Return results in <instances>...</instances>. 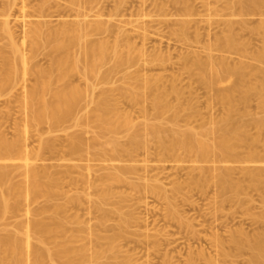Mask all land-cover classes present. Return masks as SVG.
I'll return each instance as SVG.
<instances>
[{"label": "rangeland", "instance_id": "obj_1", "mask_svg": "<svg viewBox=\"0 0 264 264\" xmlns=\"http://www.w3.org/2000/svg\"><path fill=\"white\" fill-rule=\"evenodd\" d=\"M0 1H1L0 2V9H2L1 7L5 6L4 1H6L5 3L6 4L8 3L9 6H10V4L12 5V6H10L11 7L10 13H12V14H10V16L8 18L10 19V21L14 20L13 22H10V24H11L10 26H12V30H14L13 32H15L14 33V35L16 36L15 40L17 39L16 41H20V42H18L19 44L21 43V40H22L21 37H23V30L26 29V27H27L26 25H23V23H25V21H29V20L30 21H32V20L33 21L34 20H41V21L46 20L47 21V20H49L50 23L48 21L47 22L50 24V26L56 27L57 26L56 22H57L58 18L59 19L61 17H62L61 19H67L68 18V20H70V18L73 19L74 13L72 15V10L74 11V9H76V7H77V6H75L76 4L75 5L72 4L73 0H69V1L68 0H63V1L62 0H48L49 6L51 8L48 6V8L46 9V12L48 13L49 17L46 16V17L36 18V17H32L30 12H32L33 9L36 8L35 6H37L41 1L28 0V3H27V1L24 0L27 3V5L25 3V6L23 8L25 10L24 13L27 15V17H25L26 15L23 16V18L25 20L24 21V20H21L22 15L19 14V12H18L19 7L22 4V3L20 4V2H22V1H20V0H12V1L11 0H0ZM51 1H53V2H51ZM56 1H58V3ZM80 1H83V0H80ZM88 1L90 3L92 2L90 5H93L92 6L93 9H95V10L100 9L98 13H100V11L103 12V13L101 12V15L104 14L106 16H110L116 12L118 13L120 10V12L118 13L120 17L117 16L118 14L117 15L114 14L115 17L114 16L106 17L103 15L102 19H103V21H105L104 19H107V18L110 19L111 18L110 20H113L115 23L120 24L119 25V27L121 26L120 28L123 27V29H126L125 31L130 30L129 31L130 33L124 31L126 34L129 33L127 35L124 34L123 30H121L122 31L121 33H123L124 35H126L128 37L130 35L129 39H131V40H129V41L131 42L132 46L135 44V47L133 48L134 50L132 49L133 53L131 54V55H133L132 57H135V59L133 58V60L131 62L133 64H131L129 62L127 64H130V65L125 64L122 66H114L115 64H114V62H112L114 58H111V60L108 59L111 62L110 66H109V63L107 65L106 62L101 64V66H98L99 74H97V75H99V76H97V77H99V78L96 77L95 78L96 80L93 79V81L95 80V83L97 81L96 86L97 85L98 86L97 87L95 86V89L93 90V94H91L89 92L90 90H87L85 92L86 80L84 79V77L81 76V73H79L77 71H75L77 73L72 72L73 75L70 73L69 76L65 79V81H63V80L59 79L57 70L54 67L55 66L54 65L53 66L54 68L52 69V76H53L52 77V80H53L52 81V89L61 88L63 84H65V83H67V81H69L68 83H71V84L73 83L78 87L83 86L81 89L84 90L83 96H82L83 98L82 97L80 98L81 101L79 100V102L77 103V105H76L77 108L75 107L73 114L70 117L62 119L63 121L61 120L56 125L51 124V123L48 124V122H43L44 124L41 123L43 125H40V123L27 125V123H25L26 122L25 121L26 115L24 114L25 110L22 109L24 107L21 106L23 104V100L21 103L19 101L21 99H23V96H21V95H23L22 93H24V90L26 89L25 84L31 85V83L34 82L33 78H31V80H29L30 77H32V76L26 75V78H27V76H29V77H28V79L24 78L23 81L20 78H19L20 80L18 79L19 81H22V83L24 84V86H23V84L21 83V86H19V88H21V91L23 90L22 87L23 88L25 87L23 92H20L19 91L20 89L18 90V88L15 89L16 88L15 86L19 83L13 84V85H15L14 86L15 88H13V89L11 87H9V90H6V87H5L4 88L5 91H4V89L0 90V93H1L0 94V136L4 135L3 137H6L9 140L11 138L12 139L18 138L19 140H22V144L24 143L25 145H21V149H22V152H24V153H26L28 151L27 153L31 157L30 158L31 165L33 164L31 167H34L37 170L43 169L45 171H48L47 173H49V174L53 173L52 177L54 176V178L59 181L58 188L55 189V193L52 195L53 197L50 198V200H49V198L47 200V198L44 199V197L39 196V197H37V199H35L33 201L26 199L28 202V205H26L27 203L25 202L26 201L25 199H24L25 204H23L22 203L23 201H21V205L22 204L25 205V207L22 205L23 206L22 208L23 209L27 208L28 212L26 213V211L23 212L22 210H20L22 212L17 213L19 218L14 217L16 219V221L21 219V218H25L24 214H27V216L30 214V215H32V217H34L35 212L37 213V211H38L37 209L43 208L44 206L48 207V209H49L48 213L46 212L45 214L50 215V213L52 214L54 212L55 205H58V206L60 205L61 211L59 210L60 212H59L58 216L64 221V223H65L64 228H65L66 233H68V235L71 234L72 231H73L72 234H74V229L76 227L77 228L80 227L83 230L85 229V231H84L85 233H84L83 230H81L80 228L79 229L76 228L78 231L80 230L79 233L81 236L83 234L84 235L82 236V238L79 239L80 241L78 240L81 243L77 242V240H76V243L74 241L72 244H73L74 248H76V249H78V248L79 249H83V248L87 249L85 251L86 252L85 255H87L85 257V259H87V260L83 259L84 261L81 263L82 260L79 259V261L78 260L74 261L73 264H188V262L190 260H191V262H193V259H194L193 264H211V263L212 264H251V261L253 259V253H252L250 246L247 245L245 248H244V246L241 248H237L236 246H234L235 245V243H234L235 237L237 239L241 235L245 236V237L241 236L239 239L247 238V240L250 242V245H251V243L254 244L257 241H261L263 243V249L260 253V258H259L257 263L264 264V218H263L264 217V184H263L264 179L262 181L263 183L261 182L259 185L254 186V185H252L250 180L248 181V179H250V178H248V176L246 174V172L249 171V169H250V171H252L251 169H253V171L256 170V172L261 173L262 177L264 178V158H263L264 157V154H263L264 153V103L261 102V98L259 99V97H260V95H258L259 93L258 92L256 93L253 91L249 95L250 97H248L246 102H241V103L238 102V104H236V108H237L236 111L237 112L235 111L234 116L232 115L231 121L232 122L236 121L235 122L236 125L240 124L241 127H243L242 129L246 130V132H247V138L246 139H248V140L246 141V143L243 146L241 145L242 147L240 146L236 149L237 151H235L233 157H231L227 160L223 159L224 161L220 160V158L215 159L216 156H210L211 158L209 157L210 159L208 158L207 159L208 161L207 160L206 161H200V160L198 161L193 154L188 155V154H186V152L183 153L182 150H178V149H177L178 153L181 155L182 159L185 162L182 161L179 154L177 155L176 150H175L174 154H169L166 156V154H168V153L165 151L164 152L161 151V149L159 150V148H158V147H160L159 144L152 138V136L149 135L150 133H149V129H148V126H150L154 123H157V122L161 123V126L164 130L165 137L169 138L167 136H169L170 133H172V129L174 131H182L183 129H186L187 126H188V128H190L192 126L191 129L199 131V129H201L202 126H203L202 129H204V127H205V129H209L208 127H210V128L213 126L215 127L216 124L219 125L222 122L220 120H222V115L225 114V106L222 105V103L219 100H217V98H215V95H216L217 90L220 87L223 90H224V88L227 89L231 85V82H229V81H233L234 77H232V78L229 77L226 80L222 81V83L213 84L211 87L208 85L202 84L200 82V80L198 79L199 76L196 74V71H192L194 69L191 67L193 65L192 63L195 61L194 59H196L197 57L200 59H206L205 57H207V55L208 56L211 55V57H213L212 58L213 62L214 61L218 62L219 58L221 57V59L224 58V61H227L230 65H234L237 63H243V65L245 64L244 65V68H245L244 73H245L246 78L245 77L244 78L246 79V82L249 83V81H251V83H253V85H255V86H257V85L261 86L262 85V87L264 88V86H263L264 85V79L262 78V77H264V74H262L264 72V60L262 59L259 61L258 59H255L256 57H254V53H256V51H259L260 49H262L264 47V46H262V45H264L263 44L264 43V31H263L264 30V0L263 1L262 0L256 1L255 7L250 6L251 8L253 7L252 10L249 6H247V5H249V0H217V1L216 0H191V1L189 0V2L187 0L186 5H183V6H185V7H183L185 9L182 8V6H181L182 4H180L181 2H177V1L175 2L173 0H172V2H171V0H162V2H161V0H143V1L142 0H97V2H96V0L95 1L84 0L83 1L84 3L81 2L82 5L85 4V2H86L85 6L86 7L88 6V7L84 8V10H83V7L81 9H82V11H85V9H86L87 12H90L89 14H91L90 15V18H91V16L94 14V12H92V10L88 11L89 7H90ZM155 1H156V3H155ZM240 1H242L244 3L240 2ZM159 2H161V3H159ZM192 2L194 3V5H193L194 7H192L193 9L190 7ZM77 3H79V0ZM87 3H88V5H87ZM149 3H151V4H149ZM175 3H177V5ZM57 4L58 5L60 4V5L58 6ZM121 4H122V7H121ZM154 4H155V6H154ZM158 4L160 7L157 6ZM240 4H242V5L240 6ZM243 4L246 5L245 7H247V12H245V13L243 12L245 10V9H243V6H244ZM115 5H117V7H115ZM187 5H189V10L191 9L190 13H188L189 11L187 10L188 9ZM15 6L17 8H15ZM196 6L198 9L196 8ZM203 6H205V7H203ZM256 6H258V9ZM157 7H159V9ZM176 8H178V9L182 8V10L179 9L180 11H182V13L179 14L178 9H176ZM212 8H213V10H211ZM215 8L216 9L218 8V9L216 10ZM223 8H225V9H223ZM234 8H235V10H234ZM55 9H57V11ZM253 9H256V10H253ZM69 10H70L71 14H66V13H70ZM112 10L113 11L115 10V11L112 12ZM176 10L178 12L175 13ZM183 10L186 11L189 15H187V13L186 14L183 13ZM157 11H158V14H157ZM161 11L164 13L161 14ZM166 11L168 12V14L170 16L167 15ZM58 12L61 15H63L64 17L63 16L59 17ZM110 12H112V13H110ZM195 12H197L201 16ZM205 12H206V14H205ZM27 13H29L31 16H28L29 14H27ZM95 13H97V12H95ZM108 13L110 15H107ZM145 13H147L146 16H145ZM240 13H241V15H240ZM153 15H155V16H153ZM205 15H207L208 18L205 17ZM171 16H173V17H171ZM195 16H197V17H195ZM118 17H119V19H118ZM179 17L181 19H183V18L184 19L180 20ZM190 17H192V18H190ZM1 18L2 17L0 15V19ZM99 18H101V17H99ZM165 18H167V19H165ZM188 18H190L191 21ZM200 18L202 21L200 20ZM228 18H229V20H228ZM171 19H173V22H170V21H172ZM221 19H222V21H221ZM232 19L234 21H237V20L238 21L234 22ZM242 19H245V20H242ZM118 20H120L121 22L119 23ZM153 20H154V22H153ZM175 20H176V23L174 22ZM184 20H186L185 22L187 23V25L185 23V25H186L185 31L180 29V26H181L180 23ZM188 20L190 21L189 23H191L192 25L188 23ZM136 21H138V22H136ZM162 21H163V23L161 24ZM216 21L218 22L217 24H216ZM223 21H225L226 23L228 21H230V23L234 22V25L237 26L236 28H234L233 24L231 26L232 34H233V32L237 31L236 33L233 34V37L236 40H238L237 41L238 45L236 47L237 49L234 48V50H233V48L231 49L230 47L224 46L225 43L223 40H225L226 36L229 35L230 33L228 32V29L226 28L227 24L225 22H224L225 23L224 24ZM123 22H124V25H123ZM168 22H170L172 24L175 23V25H172ZM197 22H198V25H197ZM130 23L133 24V26ZM166 23H168V24H166ZM261 23H263V25ZM136 24H139V25H136ZM214 24H216L218 26H216ZM168 25L169 26L172 25L171 26L172 28L169 27ZM201 25H203V26H201ZM212 25H214L216 28L218 27L217 29L214 28L216 31H214V29L212 30V28L214 27ZM260 25H262V26H260ZM24 26H26V27H24ZM136 26H138V27H136ZM143 26L147 27V28H144ZM150 26L152 29L150 28ZM190 26L191 27L193 26L195 28H193V27L191 28ZM206 26H207V28H206ZM117 27H118V25L116 26V28ZM134 27L138 28V29H136V31H135ZM168 28H169V30H168ZM187 28H189L190 30L188 29V31H187ZM232 28H234V29H232ZM252 28H254V29L252 30ZM171 29L174 31H172ZM219 29L222 30V31L220 30V33L223 32L222 33L223 35L218 33ZM116 30L117 31H115V32L117 34L120 30H118V28ZM158 30H159V32H158ZM175 30L177 33L175 32ZM223 30H225V31H223ZM132 32H135L136 34L132 33ZM138 32H141V33H138ZM184 32H186L185 33L186 35L183 34ZM199 32H202V33H199ZM215 32L217 33V35ZM259 32H260V34H259ZM137 33L142 34V36H144V35L145 36L141 37V35H138ZM203 33H205V34H203ZM118 34H120V32ZM131 34H132V36H131ZM212 34L214 37L212 36ZM248 34H250V36ZM251 34H253V35H251ZM178 35H179V37H178ZM180 35H182V36H180ZM187 35L191 38V40H189L190 38ZM197 35L198 36L203 35L204 38L200 37L198 39ZM209 35H211L212 37ZM221 35H222V37H221ZM112 36H114V35H111V36H109V38H107V37L106 38L108 40L112 41V39H113ZM120 36H122V35H120ZM126 36H124V37L126 38ZM219 36L221 37V39L219 38V40L221 41L220 45L217 42V38ZM135 37H136V39H135ZM184 37H186V38L183 39ZM208 37L209 38L211 37V38L209 39ZM240 38H241V40H240ZM3 39H4V37H2V39L0 38V46H2L3 44L6 45V39H4V40ZM211 39H213L212 43H211ZM244 40L245 41L247 40V41L245 42ZM242 41H244V43H242ZM210 43L212 44V46L214 45V48L216 47V49H213V47L211 46ZM214 43L218 44L219 46L217 47ZM183 44H186V45H183ZM195 44H197V45H195ZM206 44H208L209 46L207 47ZM244 44H247V45L244 46ZM209 47H210V50H208ZM219 47L221 48L220 50H218ZM246 47H247V49H246ZM72 48H73V50H72ZM72 48H71L70 52L72 51V54H75L77 51L75 46ZM195 48H196V50H195ZM205 48H207V49H205ZM41 50H40V52H42L41 54L48 52V49H43L42 51ZM254 50H256V51L254 52ZM136 51H138V52H136ZM184 51L187 53H185ZM243 51H245V52H243ZM40 52H39V54H40ZM39 54H38L39 58L37 57V59H39V61H37L36 58L34 59V61L36 60L37 63L45 66L47 64L46 62H48L47 59L49 60V57L47 59L46 58L44 59V56H42L41 54L39 56ZM50 55H51L50 59H52L53 61H54V58L57 57V56H55L57 54L52 53V52H50ZM198 55H200V56H198ZM201 55H204L205 57H203ZM136 56H139V57L141 56V57L139 58ZM166 56H167V58H165ZM201 57H203V58H201ZM147 58L148 59L150 58V60H148ZM158 58H159V60H158ZM136 59H138V60L136 61ZM166 60H167V62H166ZM191 60H193V61H191ZM148 61H149V63H148ZM43 62L45 63V65ZM159 62H161V63L159 64ZM49 63H50V60H49ZM161 64H163V65H161ZM82 66H83V64L81 65V67ZM111 66H113L117 71L115 69H113V67H111ZM81 67H80V70L82 71ZM99 67H101L100 70H99ZM104 67L106 69L107 74H108V72H107L108 68L110 67L109 70H110L111 75L108 74V79L103 78V81H102L101 76H103V73H105ZM189 67H191V70ZM101 69H104V72H102ZM248 70H250L251 72ZM209 72H208V74H209ZM210 75H212V74L210 73ZM76 77H77V79H76ZM152 77L153 78H159V80H158L159 83L157 82V84H159L160 88H162V89L166 88L165 89L166 90L165 97H167L166 101L169 100V103L168 102L167 103L169 104V106H171V107H168L167 109L170 108L171 111L166 109V111H164L165 113L160 112L161 114H159L155 111L153 105L151 104V101H150L151 99H150V95L148 94L149 93L148 89L145 88V84L143 86V83H144L145 79H150V78L152 79ZM247 77H248V80H247ZM141 78H143V79H141ZM169 78L171 81L169 80ZM261 78H262V80H261ZM25 79L27 80V82ZM88 79H89V81L87 80V82H90V80H92L90 77H88ZM228 79H230V80H228ZM173 80H174V82H173ZM30 81H32V82H30ZM16 82H18V81H16ZM172 86H175L177 88V90L178 89L181 90L180 91L181 93L178 92V94H176L179 99L181 98L180 100L177 99V97H175L174 92L172 94V91L170 90L171 89L170 87H172ZM53 87H55V88H53ZM132 87L133 88L135 87L134 90H138V91H140V93L142 92V94H143V95L140 94V96H139L140 98L138 97V99H135L136 101L134 99H132L130 97V95L128 94V90L132 89ZM10 88H11V90H10ZM7 89H8V87H7ZM121 90L123 93L121 92ZM103 91L107 95L110 96L111 101L109 99H108V101L111 103L110 104L108 103V104L110 105V107H112V109L113 108L116 109V110H114V109L113 110L115 112H117V117H118L117 120H119V119L121 120L122 117H124L123 114H125V117L129 119V121L132 125V128H131V125H129L130 127L128 126L127 128H126V126L123 125V126L117 127V130L115 129L112 132L109 130H103L104 132L102 133V131L98 130V128L95 126L96 124L94 122L92 123L91 114H93V112L96 111V109H97L96 108V106H97L96 100L99 97L100 93H104ZM19 92H20V95H19ZM88 92L90 95L87 94ZM169 93H170V95H169ZM84 94H85V96H84ZM86 95H88V96H86ZM92 95H94L93 101L91 99ZM19 96L21 98H19ZM238 96L240 97L239 94L238 95L235 94L236 98H239ZM8 97L9 98L11 97V98L9 99ZM90 99H91V101H90ZM16 103L19 104V106ZM177 103H178V105H177ZM180 104H182V106H179ZM184 104H185V106H184ZM178 107H180V108L184 107V109L182 108L181 109L182 111L180 110V108L177 110ZM22 110H24L23 111L24 113L22 112ZM189 111H191L192 113H190ZM196 111L199 112V114ZM115 112H114V114H115ZM172 112H174L177 117ZM22 114L25 116H23ZM114 114L111 115L112 118L113 117L116 118V116H114ZM160 115H162V116L160 117ZM180 115H181V117H180ZM173 116H174V118H173ZM241 117H243V118H241ZM80 118H81V120H80ZM172 118H173V120H171ZM78 120H79V122H78ZM174 120H176V121H174ZM260 120H262V121H260ZM24 123L27 126H25ZM19 124L20 125L22 124V126H20ZM223 124H224V122H223ZM256 125H257V127H256ZM28 126H30V127H28ZM259 127H261V128H259ZM41 128L43 129V131L44 130L45 131L43 132ZM170 129H171V131H170ZM115 131L117 133L112 134ZM135 131L138 133L139 138L141 139L140 140L141 141L140 148H138L139 145L136 148L133 146L132 147L130 146V141H129L130 136H131V133H134ZM74 136H75V138L77 136L80 137V139H81L80 141L83 142V144H81L82 146H80L81 150L77 151L78 155L76 152H69V149H70L69 145L71 144L70 141L72 139H74V138H72ZM140 136H143V139L144 138L145 139L142 140V137H140ZM22 137H23V139H22ZM109 137H110V139L113 138L114 140L117 141V143H119L118 149L120 146L124 147V148L122 147L123 152L121 151V149H120V151L118 150L119 152H115V150L111 151L113 148H111V145H109V141H110V139H108ZM43 139H47V140L51 141V143L53 144L51 150L45 149L46 150L45 151L43 149L44 150V151L42 150L43 152L41 151V149L39 150L40 141H38V140L43 141ZM77 139H79V138H77ZM107 139H108V141H106ZM258 139L260 142L258 141ZM248 141H249V143H248ZM247 143H248V145H247ZM252 145L253 146L255 145L257 148L255 146L253 147ZM22 146H24V147L22 148ZM156 146H158V147H156ZM247 146H249V148ZM26 147H28V148H26ZM129 147H130V149H129ZM107 148H109L110 151H109V149L107 150ZM25 149H27V151ZM36 149L38 150L37 152L40 151L41 153L39 152L40 153L39 154V153L35 152ZM89 149H90V151H89ZM125 149L127 151H125ZM52 150H54V151H52ZM247 150L248 151L253 150L257 153V155L259 154L257 156V159L254 160L255 162L248 160V154H246V153H248ZM100 151L103 154H101ZM106 151H108V152L106 153ZM124 151H125V153H124ZM155 151H157V155L155 154L156 153ZM127 152H128V154H127ZM241 152H243V153H241ZM34 153H36V156L34 155ZM96 153H97V155H96ZM175 153L177 155L176 156L177 159L175 157ZM37 154H38V156H37ZM117 154H118V157H117ZM121 154L122 155L124 154V155L122 156ZM33 155H34V157H33ZM93 155H94V157L95 156H97V157L93 158ZM129 155L131 156L130 158H132V159L129 158ZM184 155H187V156H185V158H184ZM67 156H68V158H67ZM168 156H170V157H168ZM37 157L38 158L40 157V158L38 159ZM82 157H85V158H82ZM191 157H192V159H191ZM242 157H244V158H242ZM124 158H125V160H124ZM136 158H139V159H136ZM167 158H169V159L167 160ZM117 159H119V160H117ZM174 159H175V161H174ZM186 159H188L189 162L186 161ZM0 161L2 163L5 162L2 160H0ZM243 161H247V162H243ZM9 162L10 161H6L5 164H7V165L9 164L10 166L8 165L7 167L5 166V168H4L6 171L8 169L9 176H11V177H9V179H10L9 182L13 186H20V187L24 186L25 184L22 182L25 181V171L26 170L24 169V167H21V166L18 167L16 165L17 164L16 161L10 162V163H14V165H12V166ZM0 165H1V163H0ZM85 165H86V167H85ZM16 166L19 169L16 168ZM171 166L173 167V169ZM200 166H202V167H200ZM68 167H69L70 171L68 170ZM79 167H80V169H79ZM103 167H105V168H103ZM121 167L123 169H125L127 172V173L126 172L122 173V175L124 174L122 181H114V180H110V179L107 180L105 178L106 176H108L110 174V171H112V172L118 171L117 169L118 168L120 169ZM126 167L127 168L129 167V168L126 169ZM165 167H167V168H165ZM64 168L66 170H68L69 172L66 171ZM129 169L130 170L132 169V170L129 171ZM226 169L229 171V174L231 175L230 176L231 179H234L235 181H239V183L241 182V188L239 190L240 192H237L238 194H236V195L234 193L232 194L231 192H229L227 190L225 191V190L219 189L217 182H215V180H217L216 177H217L218 173L221 171H224ZM125 170H123V171H125ZM209 170L210 171L212 170L211 171L212 173ZM201 172L204 174L202 175ZM205 173H206V175H205ZM91 175L93 177H91ZM187 175H189V176H187ZM136 176H138V177H136ZM190 177H192L193 180L195 178V180H199V182L201 181L202 184L199 185V182H198V184H197V182H195V185H194V183L192 184L191 182L193 180H192V178L190 179ZM84 178H85V180H84ZM127 179H129V180H127ZM201 179H203V180H201ZM11 180H12V182H11ZM69 180H71V181L69 182ZM139 180H141V183ZM76 181H77V183H76ZM127 181L131 182V184L128 183ZM183 181H186V182H183ZM188 181H191V182H188ZM187 182H188V184H190V189L188 187L189 185L187 184ZM143 183L144 184L146 183L145 187L143 186L144 185ZM22 184H24V185H22ZM92 184H93V186H92ZM133 184H135V185H133ZM136 185H138V186H136ZM155 185H157V187ZM174 185H176V187L179 186V188L174 189L172 187ZM134 186H136V187H134ZM161 186H162V188H161ZM151 187H153V189H151ZM154 187L156 188V190ZM204 188H206V189H204ZM98 189L102 190V191L108 189L111 193L109 196V199H106L105 201L100 203L102 200L100 197L101 196L100 194L102 191H99ZM218 190H219V192H218ZM243 190H245V191H243ZM136 191H138V192H136ZM162 191H164V193ZM154 192L156 193V195L154 194ZM98 195H100V196H98ZM234 195H235V197H234ZM67 196H69V197H67ZM172 196H173L174 200L171 199ZM168 197H169L170 201L168 200ZM66 198H68V199H66ZM96 199L99 200V203ZM171 200H172V202H171ZM12 201L13 200H11L10 202H12ZM67 201H68V204H67ZM95 201H97V202H95ZM74 203L76 206H74ZM66 204H67V206H66ZM168 204L170 207L168 206ZM102 207H104L103 209H105V210H103V212H102ZM20 208H21V206H20ZM1 211H3V210H0V212ZM1 213L6 217L0 218V228H3V229L5 228L6 231H7L6 228H8L9 230H13L14 229L13 225L15 224L14 223L15 219L13 220L14 222L13 221L11 222V220L13 218H11V219L9 218V214H10L9 212H6L5 214H4V212H1ZM19 213L23 217L19 216ZM106 213L109 215L108 217H107ZM103 214L105 216L104 218L102 217ZM30 215L28 217H31ZM27 216L25 219H29V218H27ZM73 216H74V218H73ZM125 217H127V218H125ZM8 219H10V220H8ZM4 220H7V221H4ZM103 220H104V222H103ZM262 220H263V222H262ZM20 221L22 222L23 220H19V222ZM7 222H9L10 225H8L9 223H7ZM19 222H17V223H19ZM76 222H77V224H76ZM101 224H103V225H101ZM6 225L8 227H6ZM53 226H57V224H53ZM3 229L0 230V234H3L2 233V232H4ZM70 229H72V230L70 231ZM76 229H75V232L77 231ZM81 232H83V233H81ZM72 234L70 235V238L72 237ZM235 234L236 235L238 234V235L236 236ZM249 235H251V236H249ZM66 237H68L67 234H66ZM106 237H107V240H108V237L112 238V240H113L112 246H110L108 244ZM232 237H234V239ZM100 238H103V239H100ZM98 240H100V241H98ZM244 241L246 242L245 239H244ZM33 243H35V245L37 243L38 244L37 246L40 245V243H38L35 240L33 241ZM108 245L111 248H108ZM97 250L99 251L100 257L98 255L99 258L96 257L97 258V260H96L94 257V252ZM211 260H212V262H211ZM209 262H211V263H209ZM47 263H50V262H47ZM257 263H255V264H257ZM28 264H32V262H29ZM50 264H54V263L51 262Z\"/></svg>", "mask_w": 264, "mask_h": 264}, {"label": "bare ground", "instance_id": "obj_2", "mask_svg": "<svg viewBox=\"0 0 264 264\" xmlns=\"http://www.w3.org/2000/svg\"><path fill=\"white\" fill-rule=\"evenodd\" d=\"M12 1V0H11ZM22 2H20V7H19V14L22 15V18L23 16H25L26 14L24 13L25 10L23 9L24 6H25V1L24 0H20ZM24 1V2H23ZM27 3H28V0H26ZM38 1H41L37 6H35L36 8L33 9L32 12H30V14L32 15V17H46L48 16V13L46 12V9L48 8L49 6V2L48 0H38ZM63 1V0H62ZM69 1V0H68ZM84 1V0H83ZM83 1H80L79 0V3L78 0L76 1H72V4L77 6L76 9H74V11L72 10V15L74 13V18L70 20L67 19H61L63 15H61L59 12V17H61L59 20L57 19V26L56 27H51L50 26V22L49 20H32V21H25L24 18L21 20H24L25 23H23V25H26L24 27H26V29L23 30V37L22 40H21V43L19 44L18 42L20 41H16L15 40V35L13 32L14 30H12V26H10V22H13V21H10V19L8 18L10 16V6H12L10 4L5 3L6 1H4V5L3 7H1L2 9H0V15H1V19H0V38L2 39V37H4V39H6V45L3 44L2 46H0V90L1 89H4L6 87V90H9V87H11L12 89L15 88L20 91V92H23L24 88L26 87V89L24 90V93H22L23 95V99H21L19 102L21 103L22 100H23V104L21 105L22 109L25 110V113L23 112L24 110H22V112L26 115V122L27 125L28 124H38L40 123V125H43L44 123L43 122H48V124H57L58 122H60L62 119L64 118H67V117H70L72 114H73V111L75 110V107L77 108V103L79 102L80 98L83 96V92L84 90L81 89L82 87H78L76 86L75 84H71V83H68L69 81H67V83L63 84L61 88H56V89H52V69L55 67L56 70H57V73H58V76H59V79L65 81V79L69 76V74L72 72L74 73L75 71L81 73V76L84 77V79L86 80V89H85V92L87 90H90L89 92L91 94H93V90L95 89V86H96V83H95V78L99 75V71H98V66H101V64L103 63H109V66L111 65L110 63V60L111 58H114L112 62H114V66H122V65H130V64H127V63H131L133 58L135 59V57H132L133 55H131L133 53V48L135 47V44L132 46L131 42L129 40V37L126 36L127 34H129L130 30L129 31H125L126 29H123L119 27L120 24H117L115 23L113 20H110L109 18L107 19H104L105 21H103L102 19V16L104 14L101 15V12H99L100 9H93V5H90L91 3L89 2V10L88 11H91L94 12V14L91 16L90 18V15L89 14L90 12H87V10L85 9V11H82V7H83V10L84 8H87L85 5H86V2L85 4L82 5V3H84ZM91 1H95V0H91ZM143 1V0H142ZM173 1H177V2H181L180 4H182V8L185 7L183 5H186V1L187 0H173ZM191 1V0H190ZM217 1V0H216ZM256 1L258 0H249V5L247 6H253L255 7V4H256ZM263 1V0H262ZM1 2V1H0ZM53 2V1H51ZM58 3V1H56ZM82 2V3H81ZM97 2V0H96ZM151 2V1H150ZM162 2V0H161ZM159 2V3H161ZM172 2V0H171ZM185 4H184V3ZM189 2V0H188ZM202 2V1H201ZM209 2V1H208ZM211 2V1H210ZM242 2V1H240ZM11 3V2H10ZM26 3V5H27ZM62 3V2H61ZM81 3V4H80ZM121 3V2H120ZM144 3V2H143ZM156 3V1H155ZM158 3V2H157ZM167 3V2H166ZM199 3V2H198ZM244 3V2H242ZM258 3V2H257ZM30 4V3H29ZM51 4V3H50ZM119 4V3H118ZM117 4V5H118ZM142 4V3H141ZM151 4V3H149ZM177 5V3H175ZM174 4V5H175ZM201 4V3H200ZM217 4V3H216ZM215 4V5H216ZM53 5V4H52ZM58 5V4H57ZM60 5V4H59ZM58 5V6H59ZM88 5V3H87ZM117 5H115V7H117ZM120 5V4H119ZM163 5V4H162ZM172 5V4H171ZM194 3L192 2V4L190 5V7H194L193 6ZM242 4H240L241 6ZM244 5V4H243ZM260 5V4H259ZM258 5V6H259ZM67 6V5H66ZM155 6V4H154ZM159 6V4L157 5ZM167 6V5H166ZM188 6V7H187ZM186 8L190 13V10H189V5H187ZM246 5L243 6V9H245L243 12H247V7H245ZM258 6L257 9H258ZM50 7V6H49ZM54 7V6H53ZM69 7V6H68ZM121 7H122V4H121ZM160 7V6H159ZM159 7H157L159 9ZM163 7V6H162ZM169 7V6H168ZM202 7V6H201ZM205 7V6H203ZM233 7V6H232ZM252 7V8H253ZM15 8H17L15 6ZM33 8V7H32ZM51 8V7H50ZM59 8V7H58ZM64 8V7H63ZM70 8V7H69ZM182 8H179L182 10ZM197 8V6H196ZM220 8V7H219ZM239 8V7H238ZM241 8V7H240ZM251 8V7H250ZM251 8V10H252ZM81 9V10H80ZM178 9V8H176ZM179 11V14L182 13V11ZM185 9V8H183ZM193 9V8H192ZM198 9V8H197ZM202 9V8H201ZM216 9V8H215ZM218 9V8H217ZM216 9V10H217ZM225 9V8H223ZM227 9V8H226ZM249 9V8H248ZM24 10V11H23ZM57 11V9H55ZM95 10V11H94ZM117 10V9H116ZM147 10V9H146ZM166 10V9H165ZM172 10V9H171ZM174 10V9H173ZM200 10V9H199ZM213 10V8L211 9ZM233 10V9H232ZM235 10V8H234ZM250 10V9H249ZM253 10H256V9H253ZM13 11V10H12ZM115 11V10H114ZM112 10V12H114ZM118 11V10H117ZM156 11V10H155ZM159 11V10H158ZM158 11H157V14H158ZM168 11V10H167ZM166 11V12H167ZM177 10L175 11L178 12ZM194 11V10H193ZM203 11V10H202ZM205 11V10H204ZM237 11V10H236ZM242 11V10H241ZM70 12V10H69ZM97 12V13H95ZM110 12V13H112ZM120 12V10H119ZM118 12V13H119ZM153 12V11H152ZM165 12V13H166ZM173 12V11H172ZM192 12V11H191ZM198 12V11H197ZM195 12V13H197ZM207 12V11H206ZM205 12V14H206ZM231 12V11H230ZM238 12V11H237ZM253 12V11H252ZM256 12V11H255ZM57 13V14H58ZM103 13V12H102ZM117 12L114 13V14H118ZM155 13V12H154ZM164 12L161 11V14H163ZM170 13V12H169ZM183 13H187L186 11L183 10ZM187 13V15H189ZM202 13V12H201ZM210 13V12H209ZM214 13V12H213ZM212 13V14H213ZM232 13V12H231ZM243 13V14H244ZM29 14V13H27ZM28 15V16H31V15ZM52 14V13H51ZM50 14V15H51ZM64 14V13H63ZM66 14H71L70 13H66ZM65 14V15H66ZM114 14L110 15L109 13L107 15H110L111 17L114 16ZM122 14V13H121ZM153 14V13H152ZM178 14V15H179ZM194 14V13H193ZM198 14V13H197ZM204 14V13H203ZM211 14V15H212ZM219 14V13H218ZM249 14V13H248ZM253 14V13H252ZM20 15V16H21ZM53 15V14H52ZM56 15V14H55ZM138 15V14H137ZM141 15V14H140ZM147 15V13H145V16ZM167 15L168 12H167ZM200 15V14H198ZM241 15V13H240ZM246 15V14H245ZM57 16V17H58ZM72 16V17H73ZM106 16V15H104ZM110 16H106V17H110ZM119 16V14L117 15ZM122 16V15H121ZM155 16V15H153ZM170 16V15H169ZM182 16V15H181ZM201 16V15H200ZM218 16V15H217ZM230 16V15H229ZM234 16V15H233ZM244 16V15H243ZM249 16V15H248ZM14 17V16H13ZM27 17V15L25 16ZM49 17V16H48ZM56 17V16H55ZM64 17V16H63ZM66 17V16H65ZM93 17V18H92ZM101 17V18H99ZM105 17V18H106ZM115 17V16H114ZM120 17V16H119ZM118 17V19H119ZM164 17V16H163ZM173 17V16H171ZM176 17V16H175ZM197 17V16H195ZM205 17L208 18L207 15H205ZM210 17V16H209ZM19 18V17H18ZM180 18V17H179ZM187 18V17H186ZM192 18V17H190ZM188 18L190 21L191 19ZM246 18V17H245ZM13 19V18H12ZM109 19V20H108ZM160 19V18H159ZM163 19V18H162ZM161 19V20H162ZM167 19V18H165ZM174 19V18H173ZM173 19H171L172 21L170 22H173ZM184 19V18H183ZM180 18V20H183ZM259 19V18H258ZM121 20V19H120ZM119 21V23L122 21ZM178 20V19H177ZM188 20V23L190 22ZM195 20V19H194ZM201 20V18H200ZM229 20V18H228ZM233 20V19H232ZM242 20H245V19H242ZM251 20V19H250ZM23 21V22H24ZM112 21V22H111ZM131 21V20H130ZM134 21V20H133ZM132 21V22H133ZM179 21V20H178ZM186 20L184 21H180L181 23V26H180V29L184 30L185 31V26L187 25V23L185 22ZM202 21V20H201ZM209 21V20H208ZM222 21V19H221ZM234 21V20H233ZM238 21V20H237ZM237 21H234V22H237ZM240 21V20H239ZM17 22V21H16ZM126 22V21H125ZM138 22V21H136ZM148 22V21H147ZM154 22V20H153ZM157 22V21H156ZM166 22V21H165ZM168 22V23H170ZM176 23V20L174 21ZM220 22V21H219ZM225 21H223L224 23ZM234 22L233 23H230V21H228L226 24V28L228 29V32L230 33L229 35L226 36L224 43L225 45L224 46H227V47H230L231 49L234 48L237 49V45H238V40H236L234 37H233V34L236 33V32H231V26L232 24L234 25ZM259 22V21H258ZM152 23V22H151ZM163 23V21L161 22V24ZM166 23V24H168ZM172 24V25H175ZM186 23V25H185ZM196 23V22H195ZM206 23V22H205ZM218 22L216 21V24ZM224 23V24H225ZM131 24V23H130ZM135 24V23H134ZM141 24V23H140ZM149 24V23H148ZM191 24V23H189ZM207 24V23H206ZM214 24V25H216ZM241 24V23H240ZM263 25V23H261ZM118 25V30H120V34H116L115 31H117L116 29V26ZM123 25H124V22H123ZM133 26V24H131ZM136 25H139V24H136ZM172 25H168L169 27H171ZM192 25V24H191ZM197 25H198V22H197ZM196 25V26H197ZM204 25V24H203ZM201 25V26H203ZM212 25V26H214ZM223 25V24H222ZM244 25V24H243ZM242 25V26H243ZM260 25V26H262ZM147 26V25H146ZM194 26V25H193ZM192 26V27H193ZM218 26V25H216ZM220 26V25H219ZM138 27V26H136ZM142 27V26H141ZM144 27V26H143ZM148 27V26H147ZM147 27H144V28H147ZM166 27V26H165ZM179 27V26H178ZM191 27V26H190ZM191 27V28H192ZM198 27V26H197ZM225 27V26H224ZM237 26L234 25V28H236ZM240 27V26H239ZM257 27V26H256ZM128 28V27H127ZM131 28V27H130ZM135 28V27H134ZM149 28V27H148ZM151 28V26H150ZM163 28V27H162ZM161 28V29H162ZM172 28V27H171ZM195 28V27H193ZM200 28V27H199ZM207 28V26H206ZM209 28V27H208ZM217 29L215 26L212 28L213 29ZM232 28V29H234ZM248 28V27H247ZM136 29L138 28H135L134 30L136 31ZM141 29V28H140ZM152 29V28H151ZM158 29V28H157ZM156 29V30H157ZM178 29V28H177ZM189 28H187V31H188ZM197 29V28H196ZM203 29V28H202ZM201 29V30H202ZM214 29V31H216ZM222 29V28H221ZM218 31V33H220V30ZM240 29V28H239ZM243 29V28H242ZM245 29V28H244ZM254 28H252L253 30ZM123 30V32H129V33H125L126 35H124L123 33H121ZM128 30V29H127ZM133 30V29H132ZM131 30V31H132ZM146 30V29H145ZM164 30V29H163ZM169 30V28H168ZM172 30V29H171ZM179 30V29H178ZM190 30V29H189ZM195 30V29H194ZM200 30V29H199ZM205 30V29H204ZM207 30V29H206ZM241 30V29H240ZM251 30V31H252ZM259 30V29H258ZM143 31V30H142ZM147 31V30H146ZM174 31V30H172ZM203 31V30H202ZM213 31V32H214ZM222 31V30H221ZM225 31V30H223ZM250 31V32H251ZM264 31V30H263ZM144 32V31H143ZM153 32V31H152ZM159 32V30H158ZM167 32V31H166ZM176 32V30H175ZM180 32V31H179ZM195 32V31H194ZM210 32V31H209ZM132 33H135V32H132ZM138 33H141V32H138ZM137 33V34H138ZM172 33V32H171ZM170 33V34H171ZM177 33V32H176ZM186 32H184L183 34H185ZM199 33H202V32H199ZM208 33V32H207ZM206 33V34H207ZM212 33V32H211ZM216 33V32H215ZM223 33V32H222ZM220 33V34H222ZM257 33V32H256ZM263 33V32H262ZM136 34V33H135ZM134 34V35H135ZM144 34V33H143ZM179 34V33H178ZM196 34V33H195ZM205 34V33H203ZM210 34V33H209ZM226 34V33H225ZM228 34V33H227ZM232 34V35H231ZM255 34V33H254ZM260 34V32H259ZM111 35H114L112 36L113 39L112 41L108 40L107 38H109V36ZM122 35V36H120ZM138 35H141V37H144L142 36V34H138ZM158 35V34H157ZM166 35V34H165ZM186 35V34H185ZM184 35V36H185ZM199 35V34H198ZM197 35V36H198ZM208 35V34H207ZM215 35V34H214ZM217 35V33H216ZM219 35V34H218ZM223 35V34H222ZM221 35V37H222ZM241 35V34H240ZM239 35V36H240ZM250 36V34H248ZM253 35V34H251ZM98 36V37H97ZM126 36V38L124 37ZM132 36V34H131ZM182 36V35H180ZM188 36V35H187ZM195 36V35H194ZM211 36V35H209ZM213 36V34H212ZM211 36V37H212ZM235 36V35H234ZM237 36V35H236ZM247 36V35H246ZM94 37V38H93ZM107 37V38H106ZM134 37V36H133ZM170 37V36H169ZM176 37V36H175ZM179 37V35H178ZM189 37V36H188ZM200 37H203V35L201 36H198V39ZM207 37V36H206ZM210 37V38H211ZM214 37V36H213ZM216 37V36H215ZM221 37L219 36L217 38V42L218 44L220 45V40L219 38L221 39ZM186 37H184L183 39H185ZM190 38V37H189ZM196 38V37H195ZM204 38V37H203ZM209 38V37H208ZM209 38V39H210ZM255 38V37H254ZM259 38V37H258ZM3 39V40H4ZM136 39V37H135ZM138 39V38H137ZM145 39V38H144ZM207 39V38H206ZM243 39V38H242ZM247 39V38H246ZM191 40V38L189 39ZM194 40V39H193ZM192 40V41H193ZM201 40V39H200ZM241 40V38H240ZM259 40V39H258ZM176 41V40H175ZM180 41V40H179ZM185 41V40H184ZM187 41V40H186ZM195 41V40H194ZM193 41V42H194ZM213 39H211V43H212ZM215 41V40H214ZM222 41V42H223ZM245 41V40H244ZM244 41H242V43H244ZM247 41V40H246ZM245 41V42H246ZM252 41V40H251ZM183 42V41H182ZM191 42V41H190ZM192 42V43H193ZM210 42V41H209ZM241 42V41H240ZM191 43V44H192ZM198 43V42H197ZM210 43V44H211ZM251 43V42H250ZM25 44V45H24ZM180 44V43H179ZM188 44V43H187ZM202 44V43H201ZM217 47L219 46L218 44L214 43ZM240 44V43H239ZM264 44V43H263ZM183 45H186V44H183ZM190 45V44H189ZM197 45V44H195ZM207 47L209 46L208 44H206ZM247 45V44H244V46ZM262 45V44H261ZM76 48V53L75 54H72V51L70 52L71 48L74 47ZM188 46V45H187ZM212 46V44H211ZM210 46V47H211ZM243 46V45H242ZM264 46V45H262ZM197 47V46H196ZM210 47L208 48V50H210ZM213 49H216V47L214 48V45L212 46ZM249 47V46H248ZM259 47V46H258ZM142 48V47H141ZM188 48V47H187ZM240 48V47H239ZM262 48V47H261ZM43 50V49H48V52H45L44 54H41L42 52H40V50ZM133 49V50H132ZM207 49V48H205ZM221 48L219 47L218 50H220ZM230 49V50H231ZM243 49V48H242ZM247 49V47H246ZM41 50V51H42ZM73 50V48H72ZM139 50V49H138ZM196 50V48H195ZM212 50V49H211ZM239 50V49H238ZM244 50V49H243ZM259 50V49H258ZM256 50H254L255 52ZM44 56V59L48 58L49 57V60H50V63H49V60L47 59L48 62H46L47 64L43 66L42 64L40 65L39 63L36 62L39 61V59H37L38 57V54ZM50 52L52 53H55L57 55V57H53L54 58V61L52 59H50ZM138 52V51H136ZM143 52V51H142ZM141 52V53H142ZM185 52V51H184ZM192 52V51H191ZM203 52V51H202ZM208 52V51H207ZM212 52V51H211ZM235 52V51H234ZM245 52V51H243ZM71 53V54H70ZM140 53V54H141ZM167 53V52H166ZM187 53V52H185ZM238 53V52H237ZM39 54V56H40ZM139 54V53H138ZM162 54V53H161ZM171 54V53H170ZM180 54V53H179ZM182 54V53H181ZM199 54V53H198ZM246 54V53H245ZM144 55V54H143ZM154 55V54H153ZM194 55V54H193ZM146 56V55H145ZM164 56V55H163ZM200 56V55H198ZM203 57H205L204 55H201ZM213 56V55H212ZM215 56V55H214ZM227 56V55H226ZM231 56V55H230ZM229 56V57H230ZM136 57H139V56H136ZM141 57V56H140ZM139 57V58H140ZM162 57V56H161ZM170 57V56H169ZM197 57V56H196ZM201 57V58H203ZM254 57H256L255 59H258L259 61L260 60H264V47L262 49H260L259 51H256V53H254ZM36 58V60L34 61V59ZM39 58V57H38ZM43 58V57H42ZM167 58V56L165 57ZM206 59H200V58H196L194 59L195 61L192 63L193 65L191 66L194 70L192 71H196V74L199 76V80L202 84L204 85H208V86H212L213 84H217V83H222V81L226 80L227 78L229 77H234L233 78V81H229L231 82V85L226 89L224 88L221 89V87L217 90L216 92V95H215V98H217V100H219L222 105L225 106V114L222 115V121L219 125L216 124V126L214 127H208L209 129H202L203 126L201 127V129H199V131H196V130H193L191 129L192 126L190 128H188V126L186 127V129H183L182 131H174L172 129V133H170L169 138H166L165 137V134H164V130L161 126V123H154L150 126H148V129H149V135L152 136V138L159 144V146L161 147H158L159 150L161 149V151H165L169 154H174L175 150L177 151V155L179 154L178 153V150H182L183 153L186 152V154H193L195 156V158L199 161H206L210 156H216V158H220V160L224 161V160H227L231 157L234 156V153L235 151H237L236 149L238 147H240L241 145L243 146L246 141L248 139L247 138V132L245 129H242L243 127H241V125L239 126L238 124L236 125V121L235 122H232L231 121V117L232 115L234 116L235 114V111H236V104L241 103V102H246L248 97H250L249 95L251 94V92H258L260 95L259 99L261 98V102L264 103V88L262 87V85L260 86H255L253 85V83H251V81L246 82V77H245V73H244V65L243 63H237V64H234V65H230L227 61H224V58L221 59V57L219 58L218 62L216 63L215 61L213 62V57L208 56L205 57ZM235 58V57H234ZM247 58V57H246ZM110 59V60H108ZM148 59V58H147ZM163 59V58H162ZM179 59V58H178ZM215 59V58H214ZM42 60V59H41ZM40 60V61H41ZM53 62H52V61ZM138 59H136L137 61ZM150 60V58L148 59ZM159 60V58H158ZM157 60V61H158ZM108 61V62H107ZM135 61V62H136ZM184 61V60H183ZM186 61V60H185ZM193 61V60H191ZM139 62V61H138ZM165 62V61H164ZM167 62V60H166ZM49 63V64H48ZM149 63V61H148ZM158 63V62H157ZM161 62H159L160 64ZM181 63V62H180ZM246 63V62H245ZM83 64V66L81 67V65ZM133 64V63H131ZM153 64V63H152ZM233 64V63H232ZM55 65V66H54ZM163 65V64H161ZM191 65V64H190ZM189 65V66H190ZM54 66V67H53ZM105 66V65H104ZM132 66V65H131ZM80 67L82 69V71L80 70ZM108 67V66H107ZM113 67V66H111ZM191 67L190 70H191ZM249 67V66H248ZM256 67V66H255ZM101 67H99V70H100ZM117 68V67H116ZM105 69V67H104ZM104 69H101L102 72H104ZM110 67L108 68V74H110ZM112 69V68H111ZM113 69H115L113 67ZM181 69V68H180ZM248 69V68H247ZM116 70V69H115ZM117 71V70H116ZM210 71V72H209ZM250 71V70H248ZM247 71V72H248ZM75 72V73H77ZM112 72V71H111ZM191 72V71H190ZM209 72V74H208ZM251 72V71H250ZM261 72V71H260ZM78 73V74H79ZM114 73V72H113ZM210 73L212 75H210ZM108 74L106 73V69H105V73H103V76L102 77V81H103V78L104 79H108ZM178 74V73H177ZM264 74V72L262 73ZM26 75H30L32 77H30L29 80H31V78L34 79V82L31 83V85L29 84H25V87L23 88L22 87V91H21V88H19V86H21V83L22 81L24 80V78H26ZM73 75V74H72ZM210 75V76H209ZM250 75V74H249ZM29 76H27L26 79H28ZM81 77V78H82ZM88 77H90L92 80H90V82H87V80L89 81ZM150 77V76H149ZM160 77V76H159ZM171 77V76H170ZM245 77V78H244ZM22 79V81H19L20 79ZM99 78V77H97ZM180 78V77H179ZM264 79V77H262ZM261 78V80H262ZM19 79V80H18ZM25 79V80H26ZM58 79V80H59ZM77 79V77H76ZM93 79H95L93 81ZM143 79V78H141ZM174 79V78H173ZM250 79V78H249ZM84 80V81H85ZM159 78H153L152 79H145L144 83H143V86L145 84V88L148 89V94L150 95V101H151V104L153 105L155 111L159 114H161L160 112H164L166 111V109L168 107H171L169 106V100L166 101V98L165 95H166V88L165 89H162L160 88L159 84H157ZM164 80V79H163ZM170 80V78H169ZM177 80V79H176ZM194 80V79H193ZM230 80V79H228ZM247 80H248V77H247ZM18 81V82H16ZM80 81V80H79ZM161 81V80H160ZM171 81V80H170ZM27 82V80H26ZM81 82V81H80ZM101 82V81H100ZM111 82V81H110ZM109 82V83H110ZM174 82V80H173ZM16 83H19L17 84L16 86L13 85V84H16ZM56 83V82H55ZM159 83V82H158ZM257 83V82H256ZM23 84V83H22ZM57 84V83H56ZM252 84V85H251ZM60 85V84H59ZM75 85V86H74ZM78 85V84H77ZM81 85V84H80ZM167 85V84H166ZM221 85V84H220ZM15 86V87H14ZM24 86V84H23ZM98 86V85H97ZM96 86V87H97ZM264 86V85H263ZM8 87V89H7ZM139 87V86H138ZM223 87V86H222ZM10 88V90H11ZM55 88V87H53ZM135 88V87H134ZM134 88L132 87V89H129L128 90V94L130 95V97L132 99H138V97L140 96V94H142V92L140 93V91L138 90H134ZM171 91H172V94L174 92L175 94V97L178 98V96L176 94H178V92H180L181 90H177V88L175 86H172L170 87ZM181 88V87H180ZM218 88V87H217ZM221 89V90H220ZM112 90V89H111ZM141 90V89H140ZM5 91V89H4ZM189 91V90H188ZM20 92H19V95H20ZM89 92L87 93L88 95ZM104 92V91H103ZM122 92V90H121ZM170 92V91H169ZM236 92V93H235ZM238 92V93H237ZM123 93V92H122ZM181 93V92H180ZM185 93V92H184ZM1 94V93H0ZM235 94H239L240 97L239 98H236L235 97ZM16 95V94H15ZM18 95V94H17ZM86 95V96H88ZM127 95V94H126ZM143 95V94H142ZM170 95V93H169ZM257 95V94H256ZM14 96V95H13ZM85 96V94H84ZM94 95H92L91 99L92 101L94 100L93 98ZM183 96V95H182ZM109 97V98H108ZM125 97V96H124ZM149 97V96H148ZM188 97V96H187ZM9 98V97H8ZM11 98V97H10ZM9 98V99H10ZM19 98H21L19 96ZM83 98V97H82ZM140 98V97H139ZM213 98V97H212ZM90 99V101H91ZM96 99V98H95ZM108 99L110 100V96L107 95L105 92L104 93H100L99 97L97 98L96 100V111L93 112V114H91V120H92V123L94 122L96 125V127L98 128V130H101L102 133L104 132L103 130H109V131H114L115 129L117 130V127L119 126H126V128L131 125L130 121L128 118L125 117V114L124 117H122V119L119 121L117 120L118 117H117V112H115L114 110L116 109H112V107H110V103L108 101ZM176 99V98H175ZM181 99V98H180ZM179 99V100H180ZM88 100V99H87ZM141 100V99H140ZM251 100V99H250ZM81 101V100H80ZM111 101V100H110ZM136 101V100H135ZM176 101V100H175ZM168 102V103H167ZM182 102V101H181ZM93 103V102H92ZM109 103V104H108ZM189 103V102H188ZM17 104V103H16ZM113 104V103H112ZM191 104V103H190ZM19 106V104H17ZM178 105V103H177ZM193 105V104H192ZM85 106V105H84ZM176 106V105H175ZM179 106H182V104H180ZM185 106V104H184ZM239 106V105H238ZM114 107V106H113ZM189 107V106H188ZM187 107V108H188ZM194 107V106H193ZM240 107V106H239ZM238 107V108H239ZM244 107V106H243ZM262 107V106H261ZM18 108V107H17ZM89 108V107H88ZM173 108V107H172ZM180 107L177 108V110L179 109ZM184 109V107H182ZM180 108V110L182 109ZM246 108V107H245ZM20 109V108H19ZM244 109V108H243ZM80 110V109H79ZM88 110V109H87ZM167 110H170L167 109ZM176 110V109H175ZM179 110V111H180ZM92 111V110H91ZM94 111V110H93ZM171 111V110H170ZM182 111V110H181ZM19 112V111H18ZM115 112V114H114ZM190 113H192L191 111H189ZM188 112V113H189ZM197 112V111H196ZM237 112V111H236ZM165 113V112H164ZM174 115L175 113L172 112ZM199 114V112H197ZM76 114V113H75ZM116 116V118H112L111 115ZM172 114V115H173ZM194 114V113H193ZM244 114V113H243ZM23 115V114H22ZM23 115V116H25ZM83 115V114H82ZM122 115V116H123ZM187 115V114H186ZM240 115V114H239ZM81 116V115H80ZM119 116V115H118ZM162 115H160L161 117ZM176 116V115H175ZM190 116V115H189ZM241 116V115H240ZM246 116V115H245ZM79 117V116H78ZM177 117V116H176ZM175 117V118H176ZM181 117V115H180ZM196 117V116H195ZM89 118V117H88ZM174 118V116H173ZM173 118L171 120H173ZM188 118V117H187ZM234 118V117H233ZM236 118V117H235ZM243 118V117H241ZM245 118V117H244ZM221 119V118H220ZM256 119V118H255ZM81 120V118H80ZM179 120V119H178ZM239 120V119H238ZM242 120V119H241ZM63 121V120H62ZM176 121V120H174ZM262 121V120H260ZM79 122V120H78ZM217 122V121H216ZM224 122V124H223ZM241 122V121H240ZM244 122V121H243ZM24 123V125H25ZM43 123V124H41ZM83 123V122H82ZM85 123V122H84ZM201 123V122H200ZM47 124V123H46ZM150 124V123H149ZM189 124V123H188ZM257 124V123H256ZM20 125V124H19ZM25 125V126H27ZM202 125V124H201ZM22 126V124L20 125ZM32 126V125H31ZM49 126V125H48ZM261 126V125H260ZM263 126V125H262ZM30 127V126H28ZM27 127V128H28ZM130 127V126H129ZM198 127V126H197ZM257 127V125H256ZM131 128H132V125H131ZM172 128V127H171ZM194 128V127H193ZM261 128V127H259ZM42 129V128H41ZM130 129V128H129ZM168 129V128H167ZM180 129V128H179ZM250 129V128H249ZM20 130V129H19ZM137 130V129H136ZM181 130V129H180ZM17 131V130H16ZM25 131V130H24ZM27 131V130H26ZM43 131V129H42ZM45 131V130H44ZM43 131V132H44ZM171 131V129H170ZM139 132V131H138ZM259 132V131H258ZM47 133V132H46ZM49 133V132H48ZM114 133H117L116 131L113 132L112 134ZM140 133V132H139ZM24 134V133H23ZM130 135V134H129ZM141 135V134H140ZM4 135L0 136V160L2 161H10V162H14L16 161V165L18 167H24V169L26 170L25 171V181L22 182L24 184V186L20 187V186H13L10 182H9V173H8V169L7 171L4 169L5 166L7 167L8 165L4 163H1L0 165V210H3L1 212H4V214L6 212H9V218H13L11 220V222L15 219L14 217H18V212H24L26 211V213L28 212V209L27 208H22L23 206L25 207V204L24 203V199L26 200H35L37 199V197L41 196V197H44L49 198H52L53 194L55 193V189L58 188V184H59V181L57 179L54 178V176L52 177V174H49L47 173L48 171H45V170H37L36 168L34 167H31V161H30V156L29 154L27 153V149H25L24 151L27 153H24L22 152V149H21V145H25L24 143L22 144V140H19L18 138H15V139H7L6 137H3ZM6 136V135H5ZM32 136V135H31ZM38 136V135H37ZM25 137V136H24ZM142 137V140L143 139V136H140ZM21 138V137H20ZM28 138V137H27ZM30 138V137H29ZM74 139H72L70 141V145H69V152H76L81 150L80 146H82L81 144H83L82 141H80V137H72ZM79 138V139H77ZM95 138V137H94ZM115 138V137H114ZM23 139V137H22ZM34 139V138H33ZM110 139V137L108 138ZM108 139L106 141H108ZM42 140V139H41ZM41 140H38L40 141V144H39V150L41 149V151L44 149H49L51 150L53 144L51 143V141L47 140V139H43V141ZM141 139L139 138V135L138 133L135 131L134 133H131V136H130V146L132 147H139L140 148V144H141ZM152 141V140H151ZM254 141V140H253ZM259 141V139H258ZM26 142V141H25ZM82 142V143H81ZM260 142V141H259ZM107 143V142H106ZM105 143V144H106ZM249 143V141H248ZM247 143V145H248ZM27 144V143H26ZM129 144V143H128ZM253 144V143H252ZM257 144V143H256ZM85 145V144H84ZM104 145V144H103ZM109 145H111V148H113L111 151L115 150V152H119L120 149L122 151V147L118 149V146H119V143H117L116 140H114L113 138L110 139L109 141ZM108 145V146H109ZM27 146V145H26ZM89 146V145H88ZM241 146V147H242ZM253 146V145H252ZM255 146V145H254ZM253 146V147H254ZM24 146H22L23 148ZM30 147V146H29ZM33 147V146H32ZM249 148V146H247ZM256 147V146H255ZM28 148V147H26ZM31 148V147H30ZM124 148V147H123ZM142 148V147H141ZM247 148V149H248ZM251 148V147H250ZM257 148V147H256ZM255 148V149H256ZM104 149V148H103ZM109 148H107L108 150ZM117 149V150H116ZM130 149V147H129ZM144 149V148H143ZM153 149V148H152ZM163 149V150H162ZM178 149V150H177ZM29 150V149H28ZM43 150V151H44ZM67 150V149H66ZM65 150V151H66ZM88 150V149H87ZM119 150V151H118ZM124 150V149H123ZM136 150V149H135ZM157 150V149H156ZM38 150L36 149L35 152H37ZM42 151V152H43ZM46 151V150H45ZM54 151V150H52ZM68 151V150H67ZM90 151V149H89ZM102 151V150H101ZM100 151V152H101ZM110 151V149H109ZM125 151H127L125 149ZM124 151V153H125ZM149 151V150H148ZM158 151V150H157ZM157 151H155L156 155H157ZM241 151V150H240ZM239 151V152H240ZM244 151V150H243ZM248 151V150H247ZM40 152V151H39ZM37 152V153H39ZM103 152V151H102ZM101 152V154H103ZM108 151H106L107 153ZM123 152V151H122ZM129 152V151H128ZM127 152V154H128ZM132 152V151H131ZM136 152V151H135ZM147 152V151H146ZM145 152V153H146ZM31 153V152H30ZM41 153V152H40ZM39 153V154H40ZM68 153V152H67ZM86 153V152H85ZM112 153V152H111ZM130 153V152H129ZM139 153V152H138ZM154 153V152H153ZM243 153V152H241ZM43 154V153H42ZM73 154V153H72ZM93 154V153H92ZM240 154V153H239ZM238 154V155H239ZM245 154V153H244ZM248 160L249 161H254L255 159H257V153L253 150H250L248 151ZM264 154V153H263ZM34 155L36 156V153H34ZM33 155V157H34ZM75 155V154H74ZM78 155V153H77ZM91 155V154H90ZM97 155V153H96ZM108 155V154H107ZM122 155V154H121ZM124 155V154H123ZM122 155V156H123ZM126 155V154H125ZM135 155V154H134ZM133 155V156H134ZM139 155V154H138ZM176 153H175V157L177 156ZM180 155V154H179ZM243 155V154H242ZM241 155V156H242ZM38 156V154H37ZM40 156V155H39ZM42 156V155H41ZM71 156V155H70ZM132 156V157H133ZM163 156V155H162ZM165 156V155H164ZM185 156L187 155H184V158ZM193 156V157H194ZM245 156V155H244ZM79 157V156H78ZM97 156L94 157L93 155V158H96ZM117 157H118V154H117ZM126 157V156H125ZM131 156L129 155V158ZM136 157V156H135ZM170 157V156H168ZM240 157V156H239ZM38 158V157H37ZM40 158V157H39ZM38 158V159H39ZM68 158V156H67ZM75 158V157H74ZM82 158H85V157H82ZM108 158V157H107ZM155 158V157H154ZM158 158V157H157ZM180 158L182 159L181 155H180ZM188 158V157H187ZM190 158V157H189ZM211 158V157H210ZM209 158V159H210ZM226 158V159H225ZM244 158V157H242ZM247 158V157H246ZM264 158V157H263ZM33 159V158H32ZM31 159V160H32ZM132 159V158H130ZM136 159H139V158H136ZM162 159V158H161ZM169 158H167L168 160ZM177 159V157H176ZM179 159V158H178ZM192 159V157H191ZM194 159V158H193ZM214 159V160H215ZM224 159V160H223ZM67 160V159H66ZM80 160V159H79ZM93 160V159H92ZM119 160V159H117ZM125 160V158H124ZM190 160V159H189ZM219 160V159H218ZM217 160V161H218ZM219 160V161H220ZM241 160V159H240ZM244 160V159H243ZM86 161V160H85ZM121 161V160H120ZM144 161V160H143ZM147 161V160H146ZM170 161V160H169ZM175 161V159H174ZM179 161V160H178ZM183 162H185L183 159H182ZM186 161H188V159H186ZM192 161V160H191ZM208 161V160H207ZM212 161V160H211ZM261 161V160H260ZM9 162V163H10ZM98 162V161H97ZM141 162V161H140ZM189 162V161H188ZM187 162V163H188ZM195 162V161H194ZM193 162V163H194ZM214 162V161H213ZM227 162V161H226ZM243 162H247V161H243ZM255 162V161H254ZM102 163V162H101ZM131 163V162H130ZM173 163V162H172ZM203 163V162H202ZM206 163V162H205ZM211 163V162H210ZM217 163V162H216ZM229 163V162H228ZM241 163V162H240ZM259 163V162H258ZM11 166L14 165V163H10ZM19 164V165H18ZM72 164V163H71ZM87 164V163H86ZM208 164V163H207ZM68 165V164H67ZM66 165V166H67ZM84 165V164H83ZM92 165V164H91ZM97 165V164H96ZM95 165V166H96ZM111 165V164H110ZM172 165V164H171ZM194 165V164H193ZM213 165V164H212ZM10 166V165H9ZM16 166V168H18ZM71 166V165H70ZM100 166V165H99ZM107 166V165H106ZM116 166V165H115ZM157 166V165H156ZM176 166V165H175ZM186 166V165H185ZM196 166V165H195ZM207 166V165H206ZM260 166V165H259ZM262 166V165H261ZM37 167V166H36ZM86 167V165H85ZM102 167V166H101ZM114 167V166H113ZM132 167V166H131ZM130 167V168H131ZM170 167V166H169ZM172 167V166H171ZM199 167V166H198ZM202 167V166H200ZM251 167V166H250ZM257 167V166H256ZM91 168V167H90ZM105 168V167H103ZM129 168V167H128ZM126 167V169H128ZM167 168V167H165ZM179 168V167H178ZM184 168V167H183ZM188 168V167H187ZM195 168V167H194ZM197 168V167H196ZM205 168V167H204ZM260 168V167H259ZM19 169V168H18ZM65 169V168H64ZM76 169V168H75ZM80 169V167H79ZM89 169V168H88ZM95 169V168H94ZM117 169V168H116ZM123 168L121 167L120 169L118 168L117 170L118 171H115V172H112L110 171V174L108 176H106L105 178L107 180H114V181H122L123 180V175L122 173L123 172H126L122 170ZM173 169V167H172ZM175 169V168H174ZM202 169V168H201ZM255 169V168H254ZM17 170V169H16ZM66 170V169H65ZM68 170H69V167H68ZM66 170V171H68ZM115 170V169H114ZM132 170V169H131ZM129 169V171H131ZM136 170V169H135ZM151 170V169H150ZM153 170V169H152ZM155 170V169H154ZM220 170V169H219ZM248 170V169H247ZM252 171H247L246 174L248 176V181L250 180V182L252 183V185L254 186H257L259 185L262 181H263V177H262V174L259 173V172H256L253 171V169H251ZM70 171V170H69ZM68 171V172H69ZM83 171V170H82ZM181 171V170H180ZM205 171V170H204ZM210 171V170H209ZM212 171V170H211ZM210 171V172H211ZM258 171V170H257ZM79 172V171H78ZM108 172V171H107ZM188 172V171H187ZM192 172V171H191ZM198 172V171H197ZM214 172V171H213ZM127 173V172H126ZM134 173V172H133ZM185 173V172H184ZM199 173V172H198ZM202 173V172H201ZM212 173V172H211ZM11 174V173H10ZM69 174V173H68ZM79 174V173H78ZM106 174V173H105ZM108 174V173H107ZM139 174V173H138ZM204 173H202L203 175ZM206 175V173H205ZM204 175V176H205ZM214 175V174H213ZM82 176V175H81ZM145 176V175H144ZM143 176V177H144ZM189 176V175H187ZM194 176V175H193ZM231 175L229 174V171L226 169L224 171H221L218 173L215 182H217V185L219 186L218 188L221 189V190H227L229 192H231L232 194L234 193L235 195L238 194L237 192H240V188H241V182L239 183V181H235L234 179H231L230 177ZM64 177V176H63ZM91 177H93L91 175ZM108 177V178H107ZM128 177V176H127ZM132 177V176H131ZM138 177V176H136ZM198 177V176H197ZM202 177V176H201ZM208 177V176H207ZM213 177V176H212ZM104 178V179H105ZM188 178V177H187ZM192 177H190L191 179ZM206 178V177H205ZM214 178V177H213ZM233 178V177H232ZM92 179V178H91ZM90 179V180H91ZM140 179V178H139ZM157 179V178H156ZM77 180V179H76ZM85 180V178H84ZM95 180V179H94ZM129 180V179H127ZM173 180V179H172ZM171 180V181H172ZM177 180V179H176ZM186 180V179H185ZM189 180V179H188ZM193 180V178H192ZM191 180V181H192ZM195 180V178H194ZM188 181V182H191L192 184L194 183L195 185V182H199V180H195V181ZM203 180V179H201ZM210 180V179H209ZM68 181V180H67ZM71 180H69L70 182ZM75 181V180H74ZM79 181V180H78ZM105 181V180H104ZM140 183H141V180H139ZM144 181V180H143ZM170 181V182H171ZM12 182V180H11ZM92 182V181H91ZM128 182V181H127ZM147 182V181H146ZM183 182H186V181H183ZM187 182V184H188ZM201 182V181H200ZM199 182V185L202 184V182L200 183ZM204 182V181H203ZM210 182V181H209ZM17 183V182H16ZM61 183V182H60ZM77 183V181H76ZM81 183V182H80ZM105 183V182H104ZM126 183V182H125ZM131 184V182H128ZM133 183V182H132ZM136 183V182H135ZM207 183V182H206ZM263 183V182H262ZM121 184V183H120ZM129 184V185H130ZM144 184V183H143ZM180 184V183H179ZM183 184V183H182ZM186 184V185H187ZM191 184V185H192ZM212 184V183H211ZM264 184V183H263ZM78 185V184H77ZM81 185V184H80ZM135 185V184H133ZM150 185V184H149ZM185 185V184H184ZM189 185V186H188ZM187 186L189 187L190 189V184H188ZM198 185V186H199ZM251 185V184H250ZM93 186V184H92ZM138 186V185H136ZM134 186V187H136ZM144 187L146 186V183L143 185ZM152 186V185H151ZM157 187V185H155ZM213 186V185H212ZM102 187V186H101ZM132 187V186H131ZM141 187V186H140ZM174 189L176 188H179V186L176 187V185L172 186ZM183 187V186H182ZM181 187V188H182ZM195 187V186H194ZM209 187V186H208ZM214 187V186H213ZM243 187V186H242ZM133 188V187H132ZM155 188V187H154ZM162 188V186H161ZM172 188V189H173ZM200 188V187H199ZM260 188V187H259ZM96 189V188H95ZM100 189V188H99ZM98 189V190H99ZM136 189V188H135ZM139 189V188H138ZM151 189H153V187H151ZM166 189V188H165ZM171 189V188H170ZM206 189V188H204ZM150 190V189H149ZM156 190V188H155ZM158 190V189H157ZM188 190V189H187ZM214 190V189H213ZM99 191H102V190H99ZM141 191V190H140ZM148 191V190H147ZM242 191V190H241ZM245 191V190H243ZM96 192V191H95ZM98 192V191H97ZM138 192V191H136ZM164 193V191H162ZM204 192V191H203ZM216 192V191H215ZM219 192V190H218ZM224 192V191H223ZM158 193V192H157ZM176 193V192H175ZM180 193V192H179ZM222 193V192H221ZM220 193V194H221ZM243 193V192H242ZM96 194V193H95ZM110 191L108 189L104 190L101 192V202L102 203L103 201H105L106 199H109V196H110ZM154 194L156 195V193L154 192ZM219 194V195H220ZM240 194V193H239ZM234 195V197H235ZM97 196V197H98ZM165 196V195H164ZM171 196V195H170ZM174 196V195H173ZM173 196L171 199H173ZM69 197V196H67ZM79 197V196H78ZM167 197V196H166ZM224 197V196H223ZM23 198V199H22ZM80 198V197H79ZM68 199V198H66ZM90 199V198H89ZM11 200H13L12 202H10ZM27 200L25 201L28 205V202ZM73 200V199H72ZM71 200V201H72ZM97 200V199H96ZM165 200V199H164ZM167 200V199H166ZM168 200H169V197H168ZM174 200V199H173ZM225 200V199H224ZM21 201H23L22 205H21ZM98 203H99V200H97ZM95 201V202H97ZM170 201V200H169ZM94 202V201H93ZM168 202V201H167ZM172 202V200H171ZM71 203V202H70ZM78 203V202H77ZM91 203V202H90ZM67 204H68V201H67ZM66 204V206H67ZM107 204V203H106ZM71 205V204H70ZM69 205V206H70ZM78 205V204H77ZM98 205V204H97ZM172 205V204H171ZM21 206V208H20ZM74 206L75 203H74ZM169 206V204H168ZM43 207V206H42ZM65 207V206H64ZM63 207V208H64ZM92 207V206H91ZM94 207V206H93ZM170 207V206H169ZM176 207V206H175ZM54 212L50 215L48 214H45L46 212L48 213V207L44 206L43 208H40V209H37V213L35 212V215L34 217H32V215H30L31 217H28L27 214H24L25 215V218L27 216V218L29 219H25V218H21L19 220H23L22 222L19 220L16 221L15 219V224L13 225L14 229L13 230H9L8 228L7 231L5 230V228H0V230H4V232H2L3 234H0V264H28L29 262H32V264H50L51 262H53L54 264H73L74 261L81 259V263L84 261V260H87L85 259V257L87 255H85V251L87 249H84L82 246L83 249H76L74 248L73 246V242L75 241L76 243V240L77 242H79L80 238H82V236L84 235H80V230L78 231L77 229L79 228H75L77 231L75 232V229H74V234L73 231H72V237L70 238V235H68V233H66L65 231V223L64 221L58 216L59 212L61 211L60 208L61 206L59 205H55L54 207ZM104 207H102V212ZM100 209V208H99ZM22 210V211H20ZM60 210V211H59ZM65 210V209H64ZM169 210V209H168ZM6 211V212H5ZM96 211V210H95ZM98 211V210H97ZM0 212V215L2 214ZM33 212V213H34ZM171 213V212H170ZM8 214V213H7ZM107 214V213H106ZM105 214V215H106ZM47 215V216H46ZM131 215V214H130ZM19 216L23 217L22 215H20L19 213ZM109 215L107 214V217ZM128 216V215H127ZM132 216V215H131ZM5 218L6 216H4L3 214L0 216V218ZM70 217V216H69ZM102 217L104 218V214L102 215ZM101 217V218H102ZM106 217V218H107ZM124 217V216H123ZM133 217V216H132ZM172 217V216H171ZM74 218V216H73ZM78 218V217H77ZM105 218V219H106ZM127 218V217H125ZM264 218V217H263ZM8 219V220H10ZM79 219V218H78ZM124 219V218H123ZM257 219V218H256ZM77 220V219H76ZM125 220V219H124ZM4 221H7V220H4ZM86 221V220H85ZM99 221V220H98ZM101 221V220H100ZM10 222V221H9ZM7 222V223H9ZM10 222V223H11ZM19 222V223H17ZM78 222V221H77ZM76 222V224H77ZM84 222V221H83ZM102 222V221H101ZM104 222V220H103ZM127 222V221H126ZM263 222V220H262ZM10 223L8 225H10ZM88 223V222H87ZM124 223V222H123ZM12 224V223H11ZM53 224H57V226H53ZM128 224V223H127ZM103 225V224H101ZM78 226V225H77ZM2 227V226H1ZM6 227H8L6 225ZM12 227V226H11ZM90 227V226H89ZM10 228V227H9ZM84 228V227H83ZM263 228V227H262ZM11 229V228H10ZM81 229V228H80ZM72 229H70L71 231ZM83 230V229H81ZM260 230V229H259ZM85 231V229L83 230V232ZM81 232V233H83ZM67 236L69 237H66V234ZM76 233V234H75ZM85 233V232H84ZM239 233V232H238ZM241 233V232H240ZM244 233V232H243ZM97 234V233H96ZM255 234V233H254ZM236 235V234H235ZM238 235V234H237ZM236 235V236H237ZM86 236V235H85ZM84 236V237H85ZM100 236V235H99ZM242 236V235H241ZM240 236V237H241ZM251 236V235H249ZM87 237V236H86ZM97 237V236H96ZM240 237H238L236 239H234V237H232L234 239V243L237 248H241L244 246V248L249 245L251 250H252V253H253V259L251 261V264H255L258 262L259 258H260V253L263 249V243L261 241H257L255 242L254 244L251 243L250 245V242L247 240V238H241L239 239ZM242 237H245V236H242ZM78 238V239H77ZM99 239V238H98ZM100 239H103V238H100ZM105 239V238H104ZM222 239V238H221ZM243 239V240H242ZM244 239L246 240V242L244 241ZM37 241L38 243H40L39 246H37L38 244L36 243H33V241ZM79 240V241H78ZM106 240H107V237H106ZM250 240V239H249ZM83 241V240H82ZM100 241V240H98ZM108 244L110 246H112V238L108 237ZM233 241V240H232ZM249 243H248V242ZM252 241V240H251ZM106 242V241H105ZM222 242V241H221ZM81 243V242H79ZM108 245V248H111L110 246ZM80 247V248H81ZM99 247V246H98ZM100 248V247H99ZM98 248V249H99ZM101 254V253H100ZM224 254V253H223ZM99 255V251H95L94 252V257L95 259L97 260L96 257H98ZM100 257V255H99ZM98 257V258H99ZM190 258V257H189ZM84 259V260H83ZM47 262H50V263H47ZM193 262H194V259H193ZM193 262H191V260L188 262V264H193ZM212 262V260H211ZM209 262V263H211ZM250 262V261H249ZM212 264V263H211ZM259 264V263H257Z\"/></svg>", "mask_w": 264, "mask_h": 264}]
</instances>
